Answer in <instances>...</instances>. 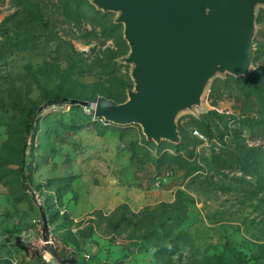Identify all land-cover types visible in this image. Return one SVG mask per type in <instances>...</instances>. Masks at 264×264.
<instances>
[{"label":"rangeland","instance_id":"1","mask_svg":"<svg viewBox=\"0 0 264 264\" xmlns=\"http://www.w3.org/2000/svg\"><path fill=\"white\" fill-rule=\"evenodd\" d=\"M82 1L0 0V264H264V3L250 74L218 72L157 142L49 104L134 88L120 12Z\"/></svg>","mask_w":264,"mask_h":264},{"label":"water","instance_id":"2","mask_svg":"<svg viewBox=\"0 0 264 264\" xmlns=\"http://www.w3.org/2000/svg\"><path fill=\"white\" fill-rule=\"evenodd\" d=\"M98 9L119 11L116 22L134 64V88L118 102L64 98L95 117L139 123L149 140H180L177 113L198 105L218 72L249 75L254 56L255 6L264 0H91ZM44 230L47 229L42 210ZM58 260H63L53 252Z\"/></svg>","mask_w":264,"mask_h":264},{"label":"trees","instance_id":"3","mask_svg":"<svg viewBox=\"0 0 264 264\" xmlns=\"http://www.w3.org/2000/svg\"><path fill=\"white\" fill-rule=\"evenodd\" d=\"M74 1H79L80 2V0H74ZM83 4L86 7H88V8H91V9L94 8L93 5L90 4L87 0H84ZM108 97H111V98L119 97V98H121V88L116 90L114 93L109 92V96ZM61 101H65V102L69 103L68 100H65L63 97L56 95L52 99L49 100V104L50 105L51 104H57V103H60ZM37 112H38L37 108L32 109L29 112L28 118L26 120V131H27V133H29L30 130L34 129L35 115L37 114ZM22 175H24V169H22ZM62 262L65 264L64 261H62Z\"/></svg>","mask_w":264,"mask_h":264},{"label":"built area","instance_id":"4","mask_svg":"<svg viewBox=\"0 0 264 264\" xmlns=\"http://www.w3.org/2000/svg\"><path fill=\"white\" fill-rule=\"evenodd\" d=\"M88 111H91L89 108H86Z\"/></svg>","mask_w":264,"mask_h":264}]
</instances>
